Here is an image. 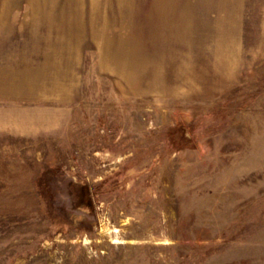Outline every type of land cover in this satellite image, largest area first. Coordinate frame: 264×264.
I'll list each match as a JSON object with an SVG mask.
<instances>
[{
    "label": "rangeland",
    "instance_id": "1",
    "mask_svg": "<svg viewBox=\"0 0 264 264\" xmlns=\"http://www.w3.org/2000/svg\"><path fill=\"white\" fill-rule=\"evenodd\" d=\"M0 264H264V0H0Z\"/></svg>",
    "mask_w": 264,
    "mask_h": 264
},
{
    "label": "crops",
    "instance_id": "2",
    "mask_svg": "<svg viewBox=\"0 0 264 264\" xmlns=\"http://www.w3.org/2000/svg\"><path fill=\"white\" fill-rule=\"evenodd\" d=\"M78 6H81V5H85L83 2L81 3V2H79L78 4H77Z\"/></svg>",
    "mask_w": 264,
    "mask_h": 264
}]
</instances>
